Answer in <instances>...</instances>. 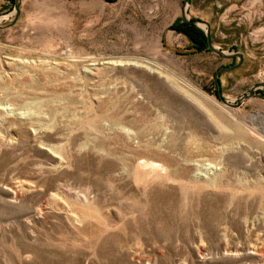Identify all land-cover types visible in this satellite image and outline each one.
<instances>
[{
  "label": "rangeland",
  "instance_id": "obj_1",
  "mask_svg": "<svg viewBox=\"0 0 264 264\" xmlns=\"http://www.w3.org/2000/svg\"><path fill=\"white\" fill-rule=\"evenodd\" d=\"M182 8L22 0L0 28V264H264V90L222 103L232 59L191 45ZM188 12L242 51L224 97L264 81V0Z\"/></svg>",
  "mask_w": 264,
  "mask_h": 264
},
{
  "label": "water",
  "instance_id": "obj_2",
  "mask_svg": "<svg viewBox=\"0 0 264 264\" xmlns=\"http://www.w3.org/2000/svg\"><path fill=\"white\" fill-rule=\"evenodd\" d=\"M21 2L22 0H13L12 10L9 11L8 13L0 14V28L11 26L17 21L20 15V11H21ZM189 4H190V0H183L182 18L186 21H191L195 23L197 26L201 27L204 30L208 48L222 57L231 58V59L236 58V61L234 63L222 65L215 70L214 76H215V81L218 85L217 94L221 102L227 106L237 107V106H240L243 103V101L246 100L248 97L252 96L255 93L256 89L262 88V90H264V81L261 80V81L254 82L250 86V88L246 92H244L236 101L230 100L221 94L219 74L221 72L231 70L235 68L236 66H238L243 60L242 51L235 49V48L224 49L218 46L216 43H214L211 40V36H210L209 22L205 19H201L198 17L191 18L188 12Z\"/></svg>",
  "mask_w": 264,
  "mask_h": 264
},
{
  "label": "trees",
  "instance_id": "obj_3",
  "mask_svg": "<svg viewBox=\"0 0 264 264\" xmlns=\"http://www.w3.org/2000/svg\"><path fill=\"white\" fill-rule=\"evenodd\" d=\"M175 28L188 35L191 43H193V47L197 48L198 50L209 49L205 32L195 23L183 20L181 23L175 25Z\"/></svg>",
  "mask_w": 264,
  "mask_h": 264
},
{
  "label": "bare ground",
  "instance_id": "obj_4",
  "mask_svg": "<svg viewBox=\"0 0 264 264\" xmlns=\"http://www.w3.org/2000/svg\"><path fill=\"white\" fill-rule=\"evenodd\" d=\"M8 61L9 62H13V61H16L17 60V58H12V57H8ZM130 59V58H129ZM18 61V60H17ZM19 62V61H18ZM123 62V61H122ZM133 63V61L130 59V60H128L126 63ZM16 63V62H15ZM22 63V62H21ZM106 63H109V64H117L118 62L116 61V60H109V61H106ZM125 63V62H124ZM134 64V63H133ZM190 95V97L192 98V99H194L195 101H197V102H199V98L198 97H196L195 95H193V94H189ZM201 102V101H200ZM13 109V108H12ZM9 110H11V107H9V106H7L6 104L4 105V104H0V117L1 116H4V114H5V112L6 111H8L9 112ZM12 111H14V113L17 115V116H22L23 115V113H22V111H20V110H12ZM11 111V112H12ZM7 112V113H8ZM10 112V113H11ZM6 113V114H7ZM28 113V112H27ZM3 114V115H2ZM5 114V115H6ZM32 114V113H31ZM29 115V114H28ZM27 115V116H28ZM35 115V114H34ZM39 116V115H38ZM4 117H7V116H4ZM33 117V116H32ZM40 117V116H39ZM29 118V117H28ZM1 119V118H0ZM4 119V118H3ZM29 119H31V118H29ZM1 121H2V119H1ZM38 121V120H37ZM204 166H201V167H203V169H205V171L207 170V169H212V168H215L214 166L215 165H213L212 163H204L203 164ZM217 170V169H216ZM201 173H203L202 171H201Z\"/></svg>",
  "mask_w": 264,
  "mask_h": 264
},
{
  "label": "crops",
  "instance_id": "obj_5",
  "mask_svg": "<svg viewBox=\"0 0 264 264\" xmlns=\"http://www.w3.org/2000/svg\"><path fill=\"white\" fill-rule=\"evenodd\" d=\"M4 1H6V0H0V4H2ZM209 23H210V26L212 27V23L210 21H209Z\"/></svg>",
  "mask_w": 264,
  "mask_h": 264
},
{
  "label": "flooded vegetation",
  "instance_id": "obj_6",
  "mask_svg": "<svg viewBox=\"0 0 264 264\" xmlns=\"http://www.w3.org/2000/svg\"><path fill=\"white\" fill-rule=\"evenodd\" d=\"M193 43H191V45H192ZM236 61V58H232V61H230L229 63L231 64V63H234Z\"/></svg>",
  "mask_w": 264,
  "mask_h": 264
}]
</instances>
